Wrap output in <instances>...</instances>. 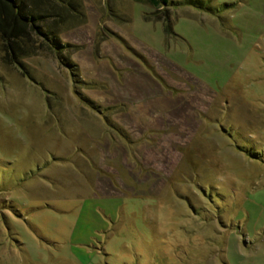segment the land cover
<instances>
[{
  "label": "rangeland",
  "instance_id": "374dc122",
  "mask_svg": "<svg viewBox=\"0 0 264 264\" xmlns=\"http://www.w3.org/2000/svg\"><path fill=\"white\" fill-rule=\"evenodd\" d=\"M42 1L62 50L0 47V264H264V0Z\"/></svg>",
  "mask_w": 264,
  "mask_h": 264
},
{
  "label": "trees",
  "instance_id": "16d2710c",
  "mask_svg": "<svg viewBox=\"0 0 264 264\" xmlns=\"http://www.w3.org/2000/svg\"><path fill=\"white\" fill-rule=\"evenodd\" d=\"M142 1L150 3L155 9L159 10L169 9L171 6V0ZM179 3L197 8L201 7L199 6L200 3L193 0H182ZM42 4H45L42 0H0V47L6 53L5 55L11 57L15 62L36 52L42 46L57 53L62 50L63 45L58 38L60 31L55 27L57 22L41 24V22L48 19V12L44 11ZM228 5L225 3L221 10H224ZM57 11L55 8L53 9L51 12L52 18L61 17V13H57ZM220 11L216 12L219 13ZM163 28L165 34L172 33L169 14L165 17ZM60 61L71 70L74 67L69 60L62 56H60ZM255 157L258 156L255 155Z\"/></svg>",
  "mask_w": 264,
  "mask_h": 264
},
{
  "label": "crops",
  "instance_id": "0c3cea01",
  "mask_svg": "<svg viewBox=\"0 0 264 264\" xmlns=\"http://www.w3.org/2000/svg\"><path fill=\"white\" fill-rule=\"evenodd\" d=\"M124 36H125V35H124ZM125 38L128 40V43L130 44L129 47L133 49L134 53H135L137 56H139V54L141 55L142 49H140L139 47H137L134 43L130 42V40L127 38V36H125ZM117 46H119V45H117ZM125 53H126L125 56H126L127 58H129V59H133V58L131 57L132 54H131L129 51H127V52H125ZM143 62H144V61H143ZM143 64H144V63H143ZM144 65H145V64H144ZM146 68H147L148 75L150 76L149 78L151 79V80H149V84H151L152 81H155V80H156V78H155L154 74L151 72V71H152V68H150L149 66H146ZM149 69H150V70H149Z\"/></svg>",
  "mask_w": 264,
  "mask_h": 264
}]
</instances>
